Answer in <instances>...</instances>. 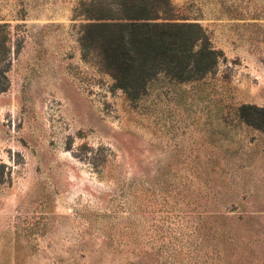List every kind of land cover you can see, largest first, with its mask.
Returning a JSON list of instances; mask_svg holds the SVG:
<instances>
[{
    "label": "rangeland",
    "instance_id": "rangeland-1",
    "mask_svg": "<svg viewBox=\"0 0 264 264\" xmlns=\"http://www.w3.org/2000/svg\"><path fill=\"white\" fill-rule=\"evenodd\" d=\"M169 1L216 67L132 95L84 39L119 0H0V264H264V0Z\"/></svg>",
    "mask_w": 264,
    "mask_h": 264
},
{
    "label": "trees",
    "instance_id": "trees-1",
    "mask_svg": "<svg viewBox=\"0 0 264 264\" xmlns=\"http://www.w3.org/2000/svg\"><path fill=\"white\" fill-rule=\"evenodd\" d=\"M169 4V0H119L118 14L89 17L84 39L99 53L118 86L132 95L140 93L160 69L190 81L216 67L219 53L201 25L175 21L165 9ZM8 71L0 59V91L10 85ZM5 167L0 164V185L9 175Z\"/></svg>",
    "mask_w": 264,
    "mask_h": 264
}]
</instances>
